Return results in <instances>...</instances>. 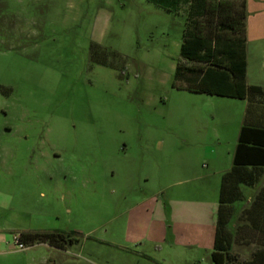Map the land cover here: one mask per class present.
Instances as JSON below:
<instances>
[{"label": "rangeland", "instance_id": "1", "mask_svg": "<svg viewBox=\"0 0 264 264\" xmlns=\"http://www.w3.org/2000/svg\"><path fill=\"white\" fill-rule=\"evenodd\" d=\"M185 23L150 0H0V264H212L247 101L177 87ZM53 231L75 241L15 243Z\"/></svg>", "mask_w": 264, "mask_h": 264}, {"label": "trees", "instance_id": "2", "mask_svg": "<svg viewBox=\"0 0 264 264\" xmlns=\"http://www.w3.org/2000/svg\"><path fill=\"white\" fill-rule=\"evenodd\" d=\"M176 11L179 0H150ZM182 33L179 61L174 70L177 87L194 94L246 100V110L230 169L221 177L212 264H264V88L245 82V0H190ZM258 188L249 204L246 189ZM237 202L243 204L234 207ZM239 214V215H238ZM256 238L250 258L239 261L233 253L240 231ZM17 244L63 249L75 240L59 231L22 232Z\"/></svg>", "mask_w": 264, "mask_h": 264}, {"label": "crops", "instance_id": "3", "mask_svg": "<svg viewBox=\"0 0 264 264\" xmlns=\"http://www.w3.org/2000/svg\"><path fill=\"white\" fill-rule=\"evenodd\" d=\"M190 4H191L190 0H179V3L176 6L175 10L178 13H183V15L186 17V15L188 14V8ZM257 5H260V7L256 8ZM244 8H245V15H246V20H245V60H246L245 82H247L248 68H249L250 62H253L256 65L260 63L261 69L264 70V5L259 0H245ZM254 17L258 19V21L256 20L257 24L251 25L250 21ZM246 85L247 86H258V87L264 88V72H261L259 81L247 82ZM245 204L248 205L249 201H247ZM212 242H213V238H212ZM211 250H212V245H211Z\"/></svg>", "mask_w": 264, "mask_h": 264}, {"label": "built area", "instance_id": "4", "mask_svg": "<svg viewBox=\"0 0 264 264\" xmlns=\"http://www.w3.org/2000/svg\"><path fill=\"white\" fill-rule=\"evenodd\" d=\"M16 245L20 248V249H24V247L22 245L17 244V242L15 241Z\"/></svg>", "mask_w": 264, "mask_h": 264}]
</instances>
